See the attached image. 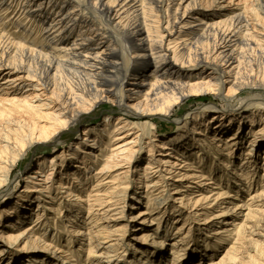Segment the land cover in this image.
I'll use <instances>...</instances> for the list:
<instances>
[{
	"label": "bare ground",
	"instance_id": "bare-ground-1",
	"mask_svg": "<svg viewBox=\"0 0 264 264\" xmlns=\"http://www.w3.org/2000/svg\"><path fill=\"white\" fill-rule=\"evenodd\" d=\"M254 1L258 10L264 14V0ZM203 2L207 4L208 10L201 9ZM231 2L232 0H0V22L4 16L8 17L0 25L13 21L25 29L22 32L31 35L34 30L26 25L34 22L40 28L36 37L42 40L41 44L31 45L23 43L27 41L23 38L22 42H16L4 36L0 30V91L23 95L28 99L23 100L26 110L40 118L39 110L42 107L38 108L34 104L42 94L51 95L43 107L47 112L42 115L55 122V134L58 137L53 140L50 136L43 137L46 131L35 124L34 144L42 139L47 142L52 140L54 145L62 143L64 132L82 123L93 109L111 103L119 110V115L107 113L100 125L92 123L83 127L82 134L88 136L84 145L88 143L91 148V153L85 152L84 160L96 151V147L109 140L116 143L112 148L113 156L103 172L121 167L122 162L130 165L141 149L139 145L145 136L138 133L146 128L154 135L156 129L155 124L143 126L134 119L168 116L186 98L204 95L213 90L221 91L225 84L232 86L234 92L251 86L264 88V33L259 32V28L263 30V27L251 18L247 10L231 5ZM217 81L221 83L215 84ZM33 97L36 101H32ZM238 104L239 106L233 105L231 101H227L222 109L213 106L207 112L193 113L189 120L178 122L172 132L175 136L170 142L175 141L176 144L182 143L185 135L196 134L195 140L206 144L202 155L213 150L212 145L199 138L203 128L208 132L207 137H211L214 142L224 143L223 139L233 133L237 149L229 148V145L228 148L224 147L228 143L223 146L218 142L215 151L222 155L227 151V156L211 154L218 170L204 172L206 165L200 158L196 164L182 157L178 159L181 163L170 161L166 164L176 170L190 167L185 172L180 171L179 176H175L176 171L171 175L174 174V178L180 177L181 180H193L186 186L188 191L185 195L189 194L188 200L180 197L183 206L192 202V215L199 216L200 212V217L213 215L205 223H209L211 218L219 220L224 216L231 217L226 222L230 226L226 230L240 232L244 238L248 229L252 228L244 226L245 221H252L258 214H264V174L259 172L261 169L264 171V99L249 102L241 100ZM235 120L239 122L235 123ZM62 131L64 132L60 134ZM132 132L135 133L133 139L130 138ZM74 146V151H81V146ZM155 148L174 151L173 147L159 143L148 151V157L155 156ZM69 156L73 157V154ZM66 157L63 154L56 157L51 155L49 172L44 171L49 162L45 158L36 159L34 167L23 175L24 190L14 195V201L9 206L0 203V209L4 207L0 210V248L7 240L1 225H7L13 232L26 220L32 219L33 215L36 220H43L45 206L40 201H45L42 194L49 193L55 177L60 179L59 189L67 190L68 193L64 192L67 198L77 197L67 181L69 178L72 181L79 179L82 172L81 158L77 156L76 159L66 160ZM57 159L62 161L60 167H56L59 166ZM13 167V162L0 156V174L6 175L5 179H0V188L7 185ZM36 167L40 170L37 172L39 177L30 175V171ZM190 171L196 174L191 175ZM38 180L42 183L36 182ZM194 185H200L197 187L199 189L213 185V190L206 188L210 194L208 196L199 189L195 192ZM245 186L247 191L244 190ZM259 186V192L250 194L246 203H243L241 194ZM111 188L108 187V191L95 190L89 194L88 203L93 204L88 212L90 216L85 221H80L84 229L78 230L80 236H86L91 241L89 257L101 246L97 242L109 239L108 236L111 235L110 231L107 232L110 227L108 217L119 205V199L116 200L117 195ZM191 191H194L193 195ZM36 193H39L38 197ZM214 196L216 198L212 201L210 197ZM44 197L50 196L46 194ZM50 199H53L52 196ZM228 200V205L223 208ZM98 213L101 215L97 216ZM261 223H264V217ZM46 225L47 222L44 223ZM215 228L210 229L204 238H196L194 232L180 238V243L176 242L173 252L182 253L186 251L183 248H192V252L193 249H203L206 252L219 250L225 242L222 240L223 236H216L224 231ZM31 229L27 226L18 233H11L9 238L12 239L8 243L31 242L28 251H32L33 256L27 263L42 264L43 259L39 260L37 253H41V250L49 251L51 246L41 245L39 242L43 240L36 237L35 229ZM157 231H161V227ZM253 234L264 238L262 233ZM225 236L230 237V233L224 235V238ZM259 242L255 245V250L258 247L255 253L257 259L254 258L255 262L252 264L260 262V257L264 259V249L260 248ZM158 244L165 246L164 241H159L155 247ZM69 249V252L73 251L72 248ZM229 249L231 247L227 248L226 255L210 264H235L237 257L233 252L236 249ZM156 253L142 251L136 255L132 264H159L160 259L165 260V264L170 262L164 255L157 257L155 261ZM105 255L109 257V254ZM183 255L185 254L182 257ZM13 260L16 259L13 258L8 264ZM75 261L72 259V262ZM109 262L122 264L117 258Z\"/></svg>",
	"mask_w": 264,
	"mask_h": 264
},
{
	"label": "rangeland",
	"instance_id": "rangeland-1",
	"mask_svg": "<svg viewBox=\"0 0 264 264\" xmlns=\"http://www.w3.org/2000/svg\"><path fill=\"white\" fill-rule=\"evenodd\" d=\"M231 5L247 10V13L251 15V18L256 20L257 23L263 27V30L259 28V32L264 33V14L258 10L254 0H232ZM201 9L208 10L209 8L207 4L203 2L201 4ZM10 16L11 13L9 14V17ZM6 20H8V17L4 16L3 21L0 22V24H3ZM24 21L25 20H22V22ZM26 27L30 28V30H34V33L29 35V33L22 32L25 29L18 26L16 23L14 24L13 21H9V23L4 24L3 26L0 25V30L4 36L13 41L22 42L23 38L27 40L26 42H23L25 44H41L42 40L36 37V32H39L40 28L35 26L34 22L31 24L28 23ZM219 83L221 82H215L217 85ZM50 96L49 93H44L40 100L36 101L35 97L32 98V101H36L34 105L38 106V108L42 107L39 110L41 112L39 113L41 115L40 118L36 114L33 115L34 113L32 111L29 112L26 110L25 103L23 102L26 98H24L23 95L13 94L12 92L1 93L0 91V156L2 159L14 163L12 173L10 177H8L9 180L7 185L4 187L1 186L0 188V203H3L4 206H9L10 203L14 201V195L24 190L25 179L23 175L26 174L28 169L34 167L36 159L45 158L49 163H47L44 171L49 172V159L51 158V155H55L56 157L61 156L62 154L67 156L66 160L76 159L77 156H80L81 158L80 165L82 167V172L78 176L79 179H73L74 181H72L69 178V181H67L71 184L72 193L77 197L72 196L67 198V194L64 193L67 192V190L59 189L60 179L54 176V184L49 189V193H45V195L42 194L45 201H40L45 206L43 208V210H45V216L42 218L44 221L36 220L33 215L31 216L32 219L26 220L13 232L7 225H1L3 235L7 240L0 248V264H8L13 258L16 260H13L11 264H29L27 263V260L31 259L33 256V252L28 251L31 242L18 244V241H14V243H8V240L12 239L9 238L11 233H18L21 229H24L27 226L32 228L31 230L35 229L37 232L35 233L36 237L43 240L42 242H39L41 245L48 244L51 246L49 251L41 250V253H37L39 254V260L43 259L42 264H85V262H87L86 264H96L99 261H103L101 264H110L111 262L109 261H114L116 258L119 259L122 264H132V262L136 260V255L145 250L157 252L155 254V261H157V257L161 255H164V257L166 256L170 261L168 264H210V262L213 263L218 261V259L226 253V250L229 247H231V249H229L230 251H234V248L236 249L235 252H233L237 257L235 264H252L255 262L254 258L257 259V254L255 253L258 251V247L255 250V245L260 241V248L264 249V238L261 239L253 233L257 232L264 234V223H261L264 214H258L252 218V221H245L244 226L248 225L252 228L248 229L244 238L241 236L240 232H228L226 230L230 227L226 222L231 217L224 216L219 220L211 218L210 222H213V224H210V222L205 223V221L210 220V217H213V215L211 216V214H209L200 217L202 214V212H200L199 216H194L190 212L192 202L185 206L180 202L182 197H185L184 199L188 200L189 194L185 195L188 191L186 186L191 184L193 180H181L179 179L180 177L174 178V174L171 175L176 171L175 176H177L180 171L185 172L189 170L190 167L187 166L185 170L180 168L176 170L172 169L170 165L166 163L170 161L172 163H181L178 159L182 157L183 159H190V162L196 164L200 158L206 165L204 170L201 168L204 172H208L210 169L218 170L219 167L216 165V160L211 154L217 153L214 148H216L220 141H212L211 137H207L208 132L206 129L203 128V130H201L202 134L199 135V138L204 139L207 144L212 145L211 147L213 150L202 155L204 154L203 150H206V144L204 145L203 143L197 142L194 138L196 134L191 133L185 135L184 141L176 144L175 141L170 142L175 136L172 133L173 130L178 126V122L186 121L193 113L207 112L206 110L213 106L222 109L226 106L227 101H231L233 105L239 106L238 103H240L241 100L249 102L264 99L263 87L251 86L242 91L234 92L232 86L225 84L221 91L213 90L204 95H192L191 97L186 98L179 103L168 116L161 115L155 117H143L141 120L134 119L135 122L141 123L143 126L155 124L156 129L154 135H151L146 128L141 130L138 134H143L145 136H143V141L139 145L141 149L137 152L133 162L130 165L126 162H122L120 164L121 167H114L105 172H103V170L106 169L107 163L110 162V159L113 156L114 150H112V148L116 141L109 142L108 140L106 143L102 144V146L96 147V151L92 153V155H88L85 161V152L91 151V148L88 147V143L87 145H84V140H86L88 136L82 134L83 127L92 123L94 125H100L107 113L117 116L119 115V110L111 103L103 104L98 108L93 109L92 113H90L82 123L75 126L70 131H62L60 133L62 134L64 132L62 134L63 138L61 137L62 143L54 145V141L52 140L58 137V134H55L57 126H55L54 121L42 115L44 114L43 112H47L43 107L47 104V100ZM36 118L38 121H36ZM238 122L239 121L235 120V123ZM35 124H39V126H42V129L46 131L43 137L50 136L52 137V140L47 142L45 139H42L41 142L34 144L33 132H35ZM132 136H135L134 132L130 135L131 139H133ZM90 137H92V134ZM233 137L234 134L230 133L225 139H223L225 140L224 143L220 142L222 143L221 145L224 146V144L228 143L224 147L227 146L228 148L229 145V148L233 147L234 150L237 149L235 146L237 141H233ZM229 142L232 143V146H230ZM159 143L167 147H173L174 151L155 148V156L153 158L148 157V151L152 146ZM74 144L81 146V151H74L72 149L74 147L76 148ZM169 153H171V155L168 156ZM70 154H73V157H70ZM217 154L220 157H226L227 151L225 152V155H222L221 153ZM241 154H243V152H241ZM233 160L236 161V157H234ZM61 163L62 161L57 159V164H59V166L56 165V167H60ZM203 163L201 164L202 166ZM198 166L199 165H197V167ZM39 171V168L36 167L30 171V175L39 177L37 173ZM259 172L264 174L262 169L259 170ZM189 173L191 175L196 174L194 171H190ZM5 177L6 175L0 174V179H5ZM231 178L234 179L232 176ZM40 180L36 182L42 183ZM34 186L36 188H41L39 185ZM199 186L200 185H194L195 192L199 189L197 188ZM212 186L213 185L203 188L201 187L199 190L208 195V189L206 188L213 190ZM108 187L113 188L110 190L117 195L116 200L119 199V205L116 206L118 209L114 207L115 210L110 212L108 217L110 227L107 232L110 231L111 235L108 236L109 239H102L101 242H97L101 246L96 249V253L89 257L90 249L92 248L90 246L91 241L88 240V237L86 236H80L79 231L84 230L81 227L82 223L80 221H85L90 216L88 212L93 204L88 203V200H90L89 194L95 190L108 191ZM260 188L261 187L259 186L254 190L244 192V190L247 191V186H245V189L243 190L244 193L241 194L240 199L243 200V203H246L250 194L259 192ZM179 190L181 193H178L180 192ZM194 191H191L190 193L192 194ZM36 194V197H38L39 193ZM46 194L50 197L52 196L53 199H50V197H44ZM215 198L216 196L210 197L212 201ZM228 202L229 200L226 204H223L222 207L224 208L227 206ZM3 208L4 207L0 210H3ZM220 210H222V208L217 210V212ZM96 215L100 216L101 214L98 213ZM45 222H47L46 226H44ZM78 223L80 224L78 225ZM160 227L161 231H157ZM215 227H217L218 231H224L221 235L216 236H223V239H221L225 242L219 250H215V252H206L203 251V249L197 251H194L193 249L192 252V248H183V250L186 251H183L182 253L173 252L174 245L180 238L190 235L191 232H194L195 237L197 236L196 238H204L208 235L210 229H216ZM44 232H46V234H44ZM229 233L230 237L225 236L224 238V235H229ZM159 241H164L165 246L161 247L160 244H158L155 247V244ZM33 242L34 241H32V243ZM214 245L217 244L215 243ZM69 248H72L73 251L69 252ZM137 250L138 252L136 253ZM105 253L109 254V257H107ZM182 254L185 255L182 257ZM72 259H75L76 261L72 262ZM161 260L162 259H160L161 263L158 262L159 264L167 263L165 260ZM259 261L260 262H257L256 264H264L263 258L260 257ZM112 264H117V262H112Z\"/></svg>",
	"mask_w": 264,
	"mask_h": 264
}]
</instances>
